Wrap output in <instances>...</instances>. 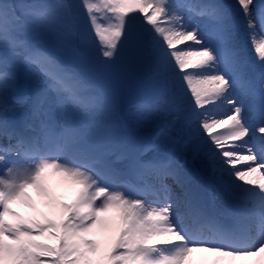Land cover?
<instances>
[{
  "label": "snow or ice",
  "instance_id": "6c2138e0",
  "mask_svg": "<svg viewBox=\"0 0 264 264\" xmlns=\"http://www.w3.org/2000/svg\"><path fill=\"white\" fill-rule=\"evenodd\" d=\"M237 17L261 65L259 88L236 40ZM257 26L264 34V0H0V264H194L197 257L198 264H264V36L257 38ZM32 28L50 42H34ZM9 56L47 78L45 94L21 120L8 115L9 100L21 102ZM125 56L146 70L151 100L142 107L165 121L142 149L90 135L92 122L78 113L94 114L108 96L66 63L96 59L110 67ZM47 94L55 112L45 108ZM176 125L193 158L218 174V194L231 198L226 212L196 203L184 165L161 153ZM122 159L126 170L116 166ZM51 174L73 186L71 201L49 189ZM129 175H151L154 183ZM30 189L46 198L48 211L36 209Z\"/></svg>",
  "mask_w": 264,
  "mask_h": 264
},
{
  "label": "bare ground",
  "instance_id": "6f19581e",
  "mask_svg": "<svg viewBox=\"0 0 264 264\" xmlns=\"http://www.w3.org/2000/svg\"><path fill=\"white\" fill-rule=\"evenodd\" d=\"M220 3H228L234 4L235 0H220ZM181 11V10H180ZM182 12V11H181ZM184 14V13H183ZM241 23L243 24L242 20L237 17L236 24L239 28L236 32V40L238 45L246 46L249 49L246 35L241 36L240 32L242 30ZM244 31L250 35V31L247 28H244ZM249 38V37H248ZM250 41V39H249ZM252 43V39H251ZM253 45V43H252ZM183 47V46H182ZM244 55L254 57V64L257 69L261 68V65L257 59V55L253 49L245 50ZM144 80L148 83V78L144 76ZM138 102V101H136ZM139 104V103H138ZM138 104H136L138 108ZM137 110V109H136ZM128 114V113H127ZM138 114L143 117L144 110H139L138 112L132 111L129 115L123 116L122 121L119 120V125H115V123H111V128L107 131H103L104 129L101 128L103 124L109 123H100L99 128L91 127L90 135L93 138H100L101 140L104 139H114L119 141L122 145L131 148V149H142L143 146L148 143L147 142H137L133 135H136L135 132H139L141 129L149 128L148 126L151 122H154L156 118L152 116L143 117L142 119L138 117ZM152 117V118H151ZM117 123V122H116ZM149 123V124H148ZM148 126V127H147ZM168 129H171L169 127ZM134 130V131H133ZM172 133L169 132L168 135L172 137L170 141H164L161 147V153H166L169 156L179 160L185 168V171L191 178V190L194 197V200L198 204H203V206L208 204V208H211L212 211L224 212L227 211L225 208V201H229L231 198L227 194H218L217 188V180L219 179L218 174L214 173L213 170L209 167V165L200 158H193V153L189 148H186L185 145V138L184 140H179L176 135H171ZM155 136V135H154ZM153 136V137H154ZM152 137V138H153ZM155 152H147L145 153V158H150L151 156L155 155ZM115 160V157H112ZM121 164V166L128 167L127 159H122L117 161L116 165ZM240 167H244V165H240ZM129 177V176H128ZM130 178L133 180V183L144 184V183H153L150 181V175H145L143 178L137 180V178L130 175ZM227 178V177H225ZM204 181V184L202 183ZM151 182V183H150ZM48 187L49 189L56 195L57 198L64 200V201H71L75 194V190L73 186L67 182L63 177L55 174H51L48 177ZM175 187V186H174ZM30 195L32 196V200L36 205V209L40 212L48 211L46 205V198L38 194L34 189L29 190ZM177 195H183L182 192L176 188ZM16 211L21 212V214H30L32 210L30 208L24 207L22 205H14ZM182 212L186 214V219H189L187 216L188 209L182 207ZM190 221V219H189ZM194 264H198V257L194 258Z\"/></svg>",
  "mask_w": 264,
  "mask_h": 264
},
{
  "label": "rangeland",
  "instance_id": "374dc122",
  "mask_svg": "<svg viewBox=\"0 0 264 264\" xmlns=\"http://www.w3.org/2000/svg\"><path fill=\"white\" fill-rule=\"evenodd\" d=\"M38 2L55 3V1L53 0H38ZM74 2L79 3V0H74ZM137 22V24L141 23L140 20H138ZM29 34L33 37L34 42L48 43L51 39L41 28H32L30 29ZM260 34L263 35L259 30H257L256 35L260 36ZM92 39L95 40V37H92ZM92 50L95 51L94 45ZM66 63L71 67H75L78 73L89 82L90 86L93 87V89L98 92H104L107 94L108 101L102 108L101 114L95 115L94 117H100L102 119L110 121H117L121 111L128 112L127 115H129L132 111L138 112V108L140 109L142 108V106L147 105L151 100V94L149 90L150 86L146 83V80H144V76L147 77L146 70L140 66L133 64L126 56L120 60H117V62L115 63L116 65H111L110 67H104L100 65L98 60L96 59H93L86 65L77 66L70 58H66ZM10 69L15 72L16 77V72L21 73L19 77L21 84H23L24 87V90H20L21 87L18 88V86L16 88L15 85V94H18L21 91H25L27 93L29 91H44L45 94L47 89V80L41 77L39 73H36L37 77H35L34 79L32 78V71L31 73H28L29 75L24 73L19 64L13 63L11 62V60ZM95 79H98V81L94 85L93 81ZM50 95L51 94H47V97H52V95ZM136 104H138V108ZM54 106L55 104L52 105V107ZM13 110L14 108L11 106V101L9 100V116L12 114ZM141 110H144L143 117H147L148 112L145 111L144 108ZM153 114V118L156 119L154 120V122H151L150 124L148 123V126L150 127L141 129L140 133L135 132L138 138L142 140L140 141L139 139H136L137 141H150L151 138L159 130V127L165 124L164 119L160 115H157L155 112H153ZM78 115H81V117L85 119L90 118V116H84V114L78 113ZM138 117L141 119L143 118L140 114H138ZM170 127L171 129H168V133L171 132V135H176L179 140H184L185 137L183 133L180 132L179 125Z\"/></svg>",
  "mask_w": 264,
  "mask_h": 264
}]
</instances>
